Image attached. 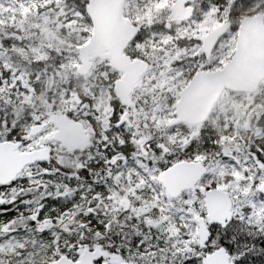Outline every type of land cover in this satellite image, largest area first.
I'll list each match as a JSON object with an SVG mask.
<instances>
[{
    "label": "snow or ice",
    "instance_id": "snow-or-ice-1",
    "mask_svg": "<svg viewBox=\"0 0 264 264\" xmlns=\"http://www.w3.org/2000/svg\"><path fill=\"white\" fill-rule=\"evenodd\" d=\"M0 264H264V0H0Z\"/></svg>",
    "mask_w": 264,
    "mask_h": 264
}]
</instances>
